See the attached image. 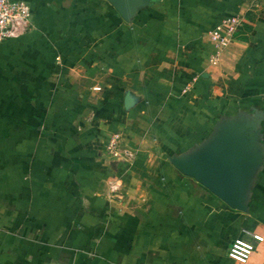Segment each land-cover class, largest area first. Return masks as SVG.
Wrapping results in <instances>:
<instances>
[{"label": "crops", "instance_id": "crops-1", "mask_svg": "<svg viewBox=\"0 0 264 264\" xmlns=\"http://www.w3.org/2000/svg\"><path fill=\"white\" fill-rule=\"evenodd\" d=\"M27 2L0 41V264H239L243 226L264 264V0ZM232 118L262 153L245 210L169 160Z\"/></svg>", "mask_w": 264, "mask_h": 264}, {"label": "water", "instance_id": "water-1", "mask_svg": "<svg viewBox=\"0 0 264 264\" xmlns=\"http://www.w3.org/2000/svg\"><path fill=\"white\" fill-rule=\"evenodd\" d=\"M250 126L243 119L221 121L197 149L169 160L178 171L198 181L229 207L245 210L249 178L262 158Z\"/></svg>", "mask_w": 264, "mask_h": 264}, {"label": "built area", "instance_id": "built-area-1", "mask_svg": "<svg viewBox=\"0 0 264 264\" xmlns=\"http://www.w3.org/2000/svg\"><path fill=\"white\" fill-rule=\"evenodd\" d=\"M238 24V15L222 16L209 32L211 41L217 48L226 46L233 39ZM30 26V7L27 0H0V41L19 36ZM215 51L209 60L215 61ZM117 142L118 135L112 132L104 143L105 150L111 155H117ZM261 240L262 235L259 232L243 226L240 228V234L230 240L226 255L235 262L244 264L255 249L256 243Z\"/></svg>", "mask_w": 264, "mask_h": 264}, {"label": "rangeland", "instance_id": "rangeland-1", "mask_svg": "<svg viewBox=\"0 0 264 264\" xmlns=\"http://www.w3.org/2000/svg\"><path fill=\"white\" fill-rule=\"evenodd\" d=\"M259 1H262V0H256V2H259Z\"/></svg>", "mask_w": 264, "mask_h": 264}]
</instances>
